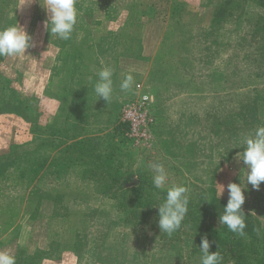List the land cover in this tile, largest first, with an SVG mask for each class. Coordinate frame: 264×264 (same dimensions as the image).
<instances>
[{
    "label": "rangeland",
    "instance_id": "obj_1",
    "mask_svg": "<svg viewBox=\"0 0 264 264\" xmlns=\"http://www.w3.org/2000/svg\"><path fill=\"white\" fill-rule=\"evenodd\" d=\"M88 1L76 0L79 15L71 37L54 40L44 27L47 16L38 0H0V28L17 23L33 38L27 56L0 57V74L30 108L28 120L36 122L39 132L46 125L63 130L54 140L40 143L46 162L37 173L24 168L20 177L10 176L6 185L0 184V251H10L16 264H75L73 244L98 237L100 215L92 209L100 212V188L93 176L100 173H114L127 181L125 186L144 178L153 184L149 165L162 163L168 181L159 189L186 186L187 214L204 208L210 187L218 196V184L224 185L220 199L227 200V184L245 179V166L235 159L243 150L221 160L233 147L224 133L231 127L224 122L232 111V93L237 102L254 94L242 93L240 88L250 82L231 73L234 37L229 22L214 31L218 49L214 54L206 51L205 46L216 49L214 37L205 35L215 6L200 0H115L116 9H122L113 12L117 19L112 21L101 10L92 15L83 11ZM243 15L264 19V10L251 3ZM102 66L113 69L114 93L107 102L93 91ZM129 74L133 86L122 91L120 83ZM251 83L264 98V80ZM138 84L154 103L151 139L144 145L126 136L128 124L121 117L123 104L135 99ZM30 121L0 115V152L30 140ZM66 135H79L81 142L64 139ZM191 143L195 145L187 151ZM109 200L101 202L109 207L114 204ZM242 209L264 222V183L259 191L248 185ZM145 237L140 249L149 259L150 253H159V246L148 241L150 231ZM184 264H201V259L185 257Z\"/></svg>",
    "mask_w": 264,
    "mask_h": 264
},
{
    "label": "trees",
    "instance_id": "obj_2",
    "mask_svg": "<svg viewBox=\"0 0 264 264\" xmlns=\"http://www.w3.org/2000/svg\"><path fill=\"white\" fill-rule=\"evenodd\" d=\"M200 2L204 6H215L211 28L205 31V35L206 39L214 37L211 42L216 49L205 46L206 51L214 54L218 49L214 31L218 32L226 22H229L234 37L230 45V55L232 59L234 57L230 63L231 73L243 76L250 83L255 79L264 80V19L250 20L243 15L246 6L251 3L264 10V0H200ZM87 3L89 5L84 7L83 11L92 15L94 10H101L108 17L111 16L108 19L112 21L117 19L113 12H120L122 9H116L118 4L115 0H89ZM104 39L98 41L97 47L105 42ZM54 40H57L56 36ZM250 83L242 86L240 90L242 93L251 92L253 96L240 98L237 102L236 92L231 94L232 111L228 113V118L224 122L231 130L229 132L228 129L224 133L230 136L231 145L235 148L232 147L221 160L230 157L236 150H243L244 138L258 126H264V111L262 113L260 109L262 107L264 110V98L259 95L262 90H257L255 85ZM262 86L264 87V83ZM30 112V108L17 96L10 82L0 74V115L30 121L28 120ZM39 130L41 128L32 121L29 128L32 137L29 141L16 142L8 150L0 152L1 185H6L5 182L10 176L20 177L22 175L20 172L25 171L24 168L32 170L34 174L45 164L46 157L38 150L40 143L48 139L54 140L63 130L48 125L45 131ZM220 130L221 124H218L215 132L218 134ZM65 137L69 140L76 139L74 142L77 140L81 142L79 135L71 137L66 135L63 138ZM240 143L242 145L238 147ZM194 145L195 143L188 145L187 151L192 150ZM93 178L97 180V186L100 188L98 191L100 212L97 208L92 209L100 215V221L94 220L98 221L96 227L98 237L87 235L89 240H83V243L76 241L73 244L75 264H177L178 261L179 264L181 262L184 264L185 257L187 261L198 256L201 259L199 245L202 236L205 235L211 243L209 251H218L222 256L220 264H264V222L258 216L245 212V235L240 236L231 232L219 220L227 200H221L213 186L206 193L204 208L201 210L197 208L193 213L186 214L181 226L168 235L159 230L157 217V207L166 198L165 190L156 188L147 178L138 179V183L132 186H125L127 181H121L114 173H100V177ZM73 199L75 200V197ZM109 199H113V205L107 207L102 204L101 201H110ZM147 231H150L151 236L148 241L159 246V253H150L149 259L148 252L145 254L143 249H140L145 244ZM168 251L175 254L176 262L175 258L167 255ZM171 260L173 262L168 263Z\"/></svg>",
    "mask_w": 264,
    "mask_h": 264
},
{
    "label": "clouds",
    "instance_id": "obj_3",
    "mask_svg": "<svg viewBox=\"0 0 264 264\" xmlns=\"http://www.w3.org/2000/svg\"><path fill=\"white\" fill-rule=\"evenodd\" d=\"M32 0H27L31 3ZM44 10L47 19L44 21L45 29L61 40L71 37L79 15L76 8V0H38ZM33 47V38L25 27L17 23L0 28V57H25L26 51ZM113 69L110 66H102L97 73V79L93 91L98 99L105 102L113 97ZM132 75H126L120 83L122 91H128L133 86ZM245 147L242 152H237L235 159L242 161L245 168V179L242 183L230 182L227 184L228 199L223 206V214L220 223L240 236H244L245 213L242 205L245 202V192L248 185L252 190L259 191L261 183H264V126H258L254 132H250L243 141ZM221 159V158H220ZM219 159V161H220ZM153 172L152 181L156 188H163L168 181V172L162 163L149 165ZM218 184V183H217ZM219 198L225 191V186L218 184ZM189 189L182 184H173L167 188L164 202L157 207L158 227L160 231L171 235L184 220L189 205ZM211 243L207 235L202 236L199 245L201 252V264H220L223 259L218 251L210 252ZM0 264H16L15 256L10 251H0Z\"/></svg>",
    "mask_w": 264,
    "mask_h": 264
},
{
    "label": "built area",
    "instance_id": "obj_4",
    "mask_svg": "<svg viewBox=\"0 0 264 264\" xmlns=\"http://www.w3.org/2000/svg\"><path fill=\"white\" fill-rule=\"evenodd\" d=\"M151 102V95L141 92L138 84L135 99L124 103L122 106V121L128 124L126 136L136 144H148L151 139V125L153 122V116L150 114Z\"/></svg>",
    "mask_w": 264,
    "mask_h": 264
},
{
    "label": "crops",
    "instance_id": "obj_5",
    "mask_svg": "<svg viewBox=\"0 0 264 264\" xmlns=\"http://www.w3.org/2000/svg\"><path fill=\"white\" fill-rule=\"evenodd\" d=\"M153 101H152V103H151V106H153ZM153 109V108H152ZM154 125H156V121H155V123H154ZM153 125V127L155 128V126ZM154 128H152V129H154ZM182 142L184 143V141L182 140ZM194 142V141H193Z\"/></svg>",
    "mask_w": 264,
    "mask_h": 264
}]
</instances>
